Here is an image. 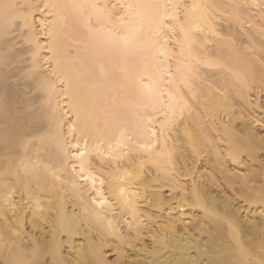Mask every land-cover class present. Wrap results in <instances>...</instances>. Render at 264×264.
<instances>
[{"label":"bare ground","instance_id":"obj_1","mask_svg":"<svg viewBox=\"0 0 264 264\" xmlns=\"http://www.w3.org/2000/svg\"><path fill=\"white\" fill-rule=\"evenodd\" d=\"M14 2L35 5L45 0ZM51 2L71 3L72 0ZM216 2L229 4L239 0ZM54 19L56 17L33 9L29 18L32 28L23 32L17 30L7 37L2 33L0 21V73L6 70L12 78L10 88L5 90L0 86V192L5 184L15 188L13 199L17 204L5 216L0 197V259L8 255L6 248L13 250V256L19 254L24 259H31L30 253L36 249L39 259L47 264L59 260L78 264L80 260L91 258L88 256L90 249L103 251L105 259L112 264L116 261L121 264H234L240 259L239 247L258 253L264 233L258 224L250 225L247 221H259L260 213L264 212V199L261 198L264 153L255 150L249 154L238 143L247 144L249 138L258 140L264 136V84L259 73L254 80L247 74V66L255 63L259 67V57L264 56V33L258 26L249 29L240 23L216 22L219 35L212 36L211 42L198 50L199 54L202 59L212 58L239 73L240 80L234 79L232 72L224 68L196 66L200 78L194 80L193 89L199 95L201 89L209 93L216 87L224 88L226 107L213 100L206 108L205 98L201 96L191 115L186 113L187 118L179 127L165 132L168 147L175 149L172 163L166 165L168 174L146 166L143 182L126 185L138 219L129 229L125 221L133 220L131 212L113 205L115 216L111 213L107 216L113 221L115 231L109 234L91 215V209L96 207L91 203L96 193L90 182L79 180L76 188L71 183L76 175L72 166L77 161L67 160L66 168L58 173L59 179L46 175L41 168L39 185L32 180L31 194L26 192L22 197L21 189L30 179L25 176L24 168L33 164L39 167L55 159V145L48 141L41 145L33 137L49 133L55 136L61 130L67 135L69 121L76 122L72 105L80 97L66 96L57 82L52 107L56 109L57 119L61 112L68 113L61 122L63 128L58 129L50 119L42 120L39 125H25L19 107L28 103L39 105L43 94L36 92L30 81L24 80L21 69L26 72L33 67L29 49L35 51V42H38L39 73L56 79L52 75L55 70L65 78L70 77L73 84L78 79L89 81V106L101 135L109 136L115 131L111 114L117 112V123L123 130L134 139L142 140L155 137L143 127L148 124L152 108L139 104L137 87L139 82L149 81L154 68L148 59L98 49L85 28L61 30L53 25ZM241 19L256 25L260 23L248 12ZM29 37L32 43L28 42ZM214 104L217 105L215 111L212 110ZM151 128L156 131L159 124L153 122ZM68 139L73 137L68 136ZM29 140L36 145L34 148L25 144ZM238 150L240 155H236ZM253 169L256 170L252 177ZM93 175L102 177L98 171ZM107 187L105 185V196L112 204L115 197ZM212 211L238 226V240L233 239L223 219L206 214ZM164 224L173 226L161 227ZM5 225L20 234L7 244L4 240L10 234Z\"/></svg>","mask_w":264,"mask_h":264},{"label":"snow or ice","instance_id":"obj_2","mask_svg":"<svg viewBox=\"0 0 264 264\" xmlns=\"http://www.w3.org/2000/svg\"><path fill=\"white\" fill-rule=\"evenodd\" d=\"M33 9L48 16H54L52 21L54 26L64 28L86 29L90 40L94 41L99 48L104 50H115L123 53L125 57H141L151 61L154 72L150 75L147 83L139 82L137 87V98L141 106H151L152 112L148 114V124L143 125L144 129L152 133L153 138L136 140L130 133L123 130L118 122L119 114L113 112L111 121L116 124L115 131L109 136L101 135V129L95 123V116L89 106V96L87 89L89 81L78 79L73 84L72 79L65 78L55 70L52 75L56 79H49L47 76L37 71L39 43H36L35 51L29 49L33 58V67L24 72L21 69L25 81H30L38 93L43 94L39 105L28 103L21 105L18 109L20 118L25 125H39L42 120L50 119L55 122L58 129H62V121L68 113L61 112L59 118L56 116V109L52 107L53 98L57 95V82L62 86V91L66 96H79L80 100L73 103V113L76 122L69 121L67 135L61 130L55 136L49 133L46 136L33 137L38 139L41 145L45 141L53 143L56 148L55 159L39 167L33 164L24 168L25 176L30 179L25 182L21 195L27 192L31 194V181L36 180L39 185L41 179V168L47 175L54 179H59L58 173L66 168V161L71 159L78 163L73 164V171L76 173L71 179L74 188L77 181L90 182L92 190L96 193L91 203L96 205L91 209V215L95 217L97 224L109 234L115 231L113 221L108 219L107 214H116V205L131 212L133 220L125 221L129 229L133 228L136 216V206L132 203L126 191V185L134 181L143 182L146 166L155 167L157 171H163L166 175L169 169L167 164L172 163L175 154L174 148H169L166 142L165 132L175 129L185 121L186 113L190 116L194 108L198 106L201 96L205 98V107L208 103L216 100L220 106L226 107V90L221 87L211 89L205 93L202 89L199 95L193 89L194 80L200 77L197 74V65L203 64L209 68H224L225 71L232 72L236 80H240V74L232 71L212 58L202 59L199 49L211 42L212 36H218L216 22L220 23H240L249 29L259 28L264 33V0H239V2L225 4L222 2H209V0H115L109 3L107 0H72L71 3L51 2L45 0L41 4L24 3L20 4L14 0H0V21H2V33L7 37L17 30L23 32L31 29L29 18L33 14ZM257 10L252 12L251 10ZM248 12L252 19H259L258 25L249 20H242V15ZM28 42L32 43L31 37ZM173 61L175 65H173ZM5 66L9 61L5 60ZM257 73L260 81L264 84V56L259 57V67L255 63L247 66V74L253 80ZM43 76V78H42ZM245 84L247 80L243 81ZM0 86L5 90L12 86V78L5 70L0 73ZM187 91H184V90ZM214 93L215 95H213ZM39 98V97H38ZM166 98V99H165ZM45 105L47 107H45ZM217 105H213L215 111ZM163 117V119H161ZM153 122L159 124V128L153 131ZM107 123V121H106ZM259 123V122H257ZM157 132L159 135H157ZM186 135L191 139L190 133L185 129ZM68 136L73 139L69 140ZM163 140V143L161 142ZM91 141V143H90ZM241 149H247L249 154L259 150L264 153V136L258 140L249 138L248 143L238 141ZM35 147L32 141H25ZM30 150V149H29ZM237 151L236 155H240ZM39 160V157H37ZM127 161V163H124ZM94 171L102 173L98 178L93 175ZM7 175V173H6ZM97 183L100 185L97 188ZM105 185L107 191L115 197L112 204L106 199ZM16 189L4 185L0 192L4 205V215L7 216L9 210L17 207L13 199ZM261 198L264 199V185L261 189ZM209 216H217L212 212L206 213ZM233 239L238 240V226L225 218ZM250 225L259 226L264 233V212L260 213L259 221L252 219L247 221ZM173 225L164 224L163 228ZM7 239L4 243L12 240L13 236L19 237V232H13L11 227L5 225ZM137 231L139 228L137 227ZM2 239V238H0ZM132 245L129 243V247ZM8 255L0 259V264H47V261L39 259V253L33 249L30 253L31 259L21 258L19 254L12 255L13 250L5 249ZM240 259L234 264H264V241L260 246V251L248 248H238ZM90 259H83L78 264H112L105 259V254L101 250L90 249L88 251ZM54 264H68L67 261L59 260ZM115 264H121L116 261Z\"/></svg>","mask_w":264,"mask_h":264},{"label":"rangeland","instance_id":"obj_3","mask_svg":"<svg viewBox=\"0 0 264 264\" xmlns=\"http://www.w3.org/2000/svg\"><path fill=\"white\" fill-rule=\"evenodd\" d=\"M256 169H257V168H256ZM256 169H253V171H254L253 173L251 172V173H252V177L254 176V174H255V170H256ZM251 173H250V174H251ZM250 177H251V176H250ZM252 177H251V178H252ZM219 182L223 183L222 181H219Z\"/></svg>","mask_w":264,"mask_h":264}]
</instances>
